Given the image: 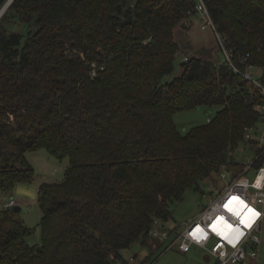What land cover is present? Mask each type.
Segmentation results:
<instances>
[{
    "label": "trees",
    "instance_id": "trees-1",
    "mask_svg": "<svg viewBox=\"0 0 264 264\" xmlns=\"http://www.w3.org/2000/svg\"><path fill=\"white\" fill-rule=\"evenodd\" d=\"M205 3L235 65L264 77V0ZM194 5L11 0L0 16V189L33 180L27 151L45 148L70 165L62 182L38 187L39 247L11 207L0 209V264H115L136 243L158 251L154 221L230 164L258 119L259 90L196 56L162 83L181 50L174 29L192 25ZM198 107L218 109L180 132L173 115Z\"/></svg>",
    "mask_w": 264,
    "mask_h": 264
},
{
    "label": "rangeland",
    "instance_id": "rangeland-1",
    "mask_svg": "<svg viewBox=\"0 0 264 264\" xmlns=\"http://www.w3.org/2000/svg\"><path fill=\"white\" fill-rule=\"evenodd\" d=\"M193 18V23L189 28L179 25L174 29L175 38L180 43L181 50L175 56L173 71L162 78V83H168L180 75L182 63L190 56L222 62V55L218 51L212 31L210 29L201 30L198 19ZM6 26L17 31L23 30L20 25L14 24L12 20H7ZM248 71L252 74L253 79H256L260 73L258 68H251ZM217 109V107H198L175 113L173 120L178 130L185 133L191 127L207 122L214 116ZM257 151L256 142L242 141L238 148L232 152L230 164L224 166L220 173L205 179L200 184L199 190H186L183 199L171 206V216L167 221L162 222V225L183 229L188 221L208 204L210 197H216L218 192L224 189L226 183L238 175L244 164L252 161ZM25 158L33 168V180L16 183L10 191L0 189V209L11 199L17 203L16 205L21 206L23 210L16 213V217L29 230L25 236V241L29 246L39 247L42 238L39 226L41 210L38 204V187L42 183L62 182L70 162L68 157L57 158L45 148L27 151ZM260 238L264 243V219ZM149 243L151 244V242ZM121 255L122 259L115 264H215L214 257L199 247L192 248L189 253L184 254L175 250L158 251L152 254L147 261L150 252L145 246L137 252L133 250V247H129L122 250Z\"/></svg>",
    "mask_w": 264,
    "mask_h": 264
},
{
    "label": "built area",
    "instance_id": "built-area-1",
    "mask_svg": "<svg viewBox=\"0 0 264 264\" xmlns=\"http://www.w3.org/2000/svg\"><path fill=\"white\" fill-rule=\"evenodd\" d=\"M193 12L199 21L201 30L210 29L212 31L222 55L221 63L241 74L259 90L261 101L256 108L258 119L247 126L244 132V140L256 142L258 151L252 161L244 164L238 175L226 183L224 189L218 192L216 197H210L208 204L188 221L183 229L167 227L162 225V221L155 220L148 235L159 244L158 251L161 252L168 250L188 252L191 247L197 246L214 257L215 264H264V243L260 238L264 219L263 71L252 65H247L242 71L235 65L232 50L228 48L225 37L217 30L205 0H196ZM251 68H258L260 72L256 79H253L252 74L248 71ZM232 202L235 207L242 202L247 204L241 212L247 210L245 221L248 225L245 223L240 225L242 233L238 239H236V232L232 233L231 231L227 236L221 233L225 229L222 223H229L232 217L236 218L237 216L229 208ZM13 205H15V201L11 199L4 204V207ZM235 224L238 225L237 222ZM198 227L200 231H197Z\"/></svg>",
    "mask_w": 264,
    "mask_h": 264
},
{
    "label": "bare ground",
    "instance_id": "bare-ground-1",
    "mask_svg": "<svg viewBox=\"0 0 264 264\" xmlns=\"http://www.w3.org/2000/svg\"><path fill=\"white\" fill-rule=\"evenodd\" d=\"M246 205L247 204H245L243 202L240 203L239 205H237L236 207L233 206V202H232V205L231 204L229 205L230 206L229 208L231 209V211H233L234 214L237 215V216H236V218L235 217L234 218L232 217L230 219V222L229 223H226V222H223L222 223V225L225 227L224 231H226L225 233H224V231L221 232L224 236H227L229 234V232L232 231V233H234V232L237 233L236 239L240 238L241 233H242V231H240V230H242V228H241L240 225L242 223H245L246 225H248L247 222L245 221V217H246V215L248 213L247 210L245 212H241ZM248 210H249V208H248ZM221 220H223V218H221ZM235 222H237L238 225H236ZM198 230L200 231V228L199 227L197 228V231Z\"/></svg>",
    "mask_w": 264,
    "mask_h": 264
},
{
    "label": "water",
    "instance_id": "water-1",
    "mask_svg": "<svg viewBox=\"0 0 264 264\" xmlns=\"http://www.w3.org/2000/svg\"><path fill=\"white\" fill-rule=\"evenodd\" d=\"M11 0H8L5 5L1 8L0 10V16L2 14V12H4L7 8V6L10 4ZM11 210L14 211L15 213H19L21 212L23 209L20 207V206H17V205H13L11 206ZM139 246V244H134L133 246V250L136 251L137 250V247Z\"/></svg>",
    "mask_w": 264,
    "mask_h": 264
},
{
    "label": "crops",
    "instance_id": "crops-1",
    "mask_svg": "<svg viewBox=\"0 0 264 264\" xmlns=\"http://www.w3.org/2000/svg\"><path fill=\"white\" fill-rule=\"evenodd\" d=\"M17 203L15 202V205H16ZM17 206H19V205H17ZM21 207V206H20ZM22 208V207H21ZM262 225H263V223H262ZM262 230V229H261ZM138 244V243H137ZM143 246H141L140 244H139V246L137 247V250L135 251V252H137V251H139L141 248H142ZM145 247H147L148 248V250H149V252H150V256L146 259V261L148 260V259H150L151 258V256H152V254H154V253H157L158 251H156V250H152V245L151 244H148V245H146ZM197 248V246H193V247H191V249L192 248ZM200 248V247H199ZM191 249L188 251V252H180V251H177V250H175V251H177V252H180V253H189L190 251H191Z\"/></svg>",
    "mask_w": 264,
    "mask_h": 264
},
{
    "label": "snow or ice",
    "instance_id": "snow-or-ice-1",
    "mask_svg": "<svg viewBox=\"0 0 264 264\" xmlns=\"http://www.w3.org/2000/svg\"><path fill=\"white\" fill-rule=\"evenodd\" d=\"M258 215V214H257Z\"/></svg>",
    "mask_w": 264,
    "mask_h": 264
}]
</instances>
